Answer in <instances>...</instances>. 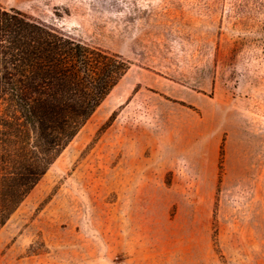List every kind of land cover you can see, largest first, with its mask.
<instances>
[{"label": "rangeland", "instance_id": "obj_1", "mask_svg": "<svg viewBox=\"0 0 264 264\" xmlns=\"http://www.w3.org/2000/svg\"><path fill=\"white\" fill-rule=\"evenodd\" d=\"M0 4L131 61L0 264H264V0Z\"/></svg>", "mask_w": 264, "mask_h": 264}, {"label": "trees", "instance_id": "obj_2", "mask_svg": "<svg viewBox=\"0 0 264 264\" xmlns=\"http://www.w3.org/2000/svg\"><path fill=\"white\" fill-rule=\"evenodd\" d=\"M130 67L0 4V229Z\"/></svg>", "mask_w": 264, "mask_h": 264}]
</instances>
